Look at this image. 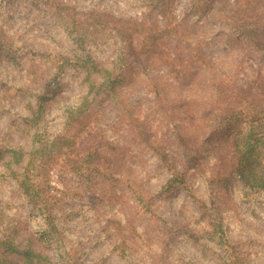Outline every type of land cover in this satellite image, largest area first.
Here are the masks:
<instances>
[{
  "label": "rangeland",
  "instance_id": "374dc122",
  "mask_svg": "<svg viewBox=\"0 0 264 264\" xmlns=\"http://www.w3.org/2000/svg\"><path fill=\"white\" fill-rule=\"evenodd\" d=\"M157 5L0 0V238H34L36 251L50 253L38 244L40 208L52 212L65 246L84 264H231L223 236L237 246L239 264H264V186L238 176L241 146L227 121L236 111L264 121V51L229 45L204 23L207 14L191 10V0L159 2L181 23L161 32ZM91 9L140 23L131 33L137 53L116 32L84 26L82 13ZM73 51L93 52L116 76L117 66L138 75L113 98L93 100L85 96V68L92 69L77 65ZM84 112L88 121L75 142L53 147L52 137L70 136ZM138 128L159 144L172 170ZM215 128L222 133L214 137ZM180 133L195 134L200 145L192 162ZM69 147L76 160L88 149L96 156L74 171ZM257 151L264 160L262 144ZM173 172L179 181L153 199Z\"/></svg>",
  "mask_w": 264,
  "mask_h": 264
},
{
  "label": "trees",
  "instance_id": "16d2710c",
  "mask_svg": "<svg viewBox=\"0 0 264 264\" xmlns=\"http://www.w3.org/2000/svg\"><path fill=\"white\" fill-rule=\"evenodd\" d=\"M152 1L159 5L161 0ZM161 4L164 5V2ZM158 5L156 6L160 11L158 15L164 21L163 23H160L162 27V29L160 27L161 32L167 31V29L174 30L181 26V23L177 20L168 19L166 16L167 11L163 6ZM191 10L196 12L198 17L207 14L208 16L206 20H204V23L211 28L216 27L219 32L223 34L229 45L233 44L232 42H235L241 46H256L261 49V52L264 51V0H191ZM82 16L83 23H85L84 26L104 31L108 35H110L111 32H116L118 37L123 41V44L132 48L130 50L131 53H137L132 46L133 38L131 33L135 30L136 26H140V23L134 20L116 18L103 11H95L92 9L82 13ZM149 37H151L150 34H148L146 38ZM152 44L156 45V41L154 40ZM145 49L140 47L139 50L145 51ZM72 53L74 54L73 58L77 65L84 68L86 65H89L88 67H91L92 69L89 71L85 68V80H90L85 96H88L87 94H92L91 99L96 98V96L99 97L96 98L98 101H102V97L104 96L113 98L117 94V90L121 88V84H132L134 81L133 77L138 75L137 70H133V68L124 69L117 66L119 75L116 76L113 74L116 71L115 66L110 69L106 68V66H103L102 68L94 59L93 52L76 53L73 51ZM127 66L131 65L127 64ZM136 67L142 69L143 62L139 60L136 63ZM40 107L44 106L42 105ZM82 107L83 102H81L73 112H70L67 119H71L73 115L80 113L79 111ZM88 116L89 114L85 112L81 114V117L76 123L75 130L70 136L66 134L61 135V132L54 135L50 140V143L55 141L58 142L54 143L53 147L60 145L63 148H66L65 145L70 146L71 143H74L78 134L82 131L83 124L88 121ZM227 121L228 126L233 125L235 128L236 134L234 135V138L237 141V144L241 146V150L238 151L236 168L238 176L250 187H254L255 185L264 186V160L262 156L260 158L259 151L255 152L257 144L260 143L264 146V121L257 122L256 119L248 120L240 115L239 111L232 114ZM63 126H65V124H63ZM137 131L140 139L145 143L147 148L158 156L159 160L166 165L168 170H172V167L168 164L159 144L154 140H151L148 133L144 131L143 128H138ZM38 132H41L40 128H38ZM220 133L222 132H219V129L215 128L213 136H218ZM177 139L179 145L183 148V156H185L186 162H192L200 147V145L195 142V134L184 133L182 135L180 133L178 134ZM42 147L43 146H40V151L43 150ZM69 150L71 151H67L66 157L69 158L67 160L74 171L76 170L75 168L77 165L81 166L85 161L96 156V151L94 149L92 151L88 149L87 154L79 161L76 160V152L70 149V147ZM57 155L63 154L62 152H58ZM176 174L177 172H175V174L173 172L174 176L160 186L159 190L153 196V199L160 197L158 195H161L164 190H167L169 187H172L176 181H179V179L176 178ZM38 210L43 211L36 219L38 220V224L36 225L39 230L38 244L52 247L50 253L47 254L40 250L36 251L32 246V243L35 242L34 238L28 239L26 244H17L10 238H0V264H13L12 257L17 258L19 264H84L79 257H75L69 251V248L65 246L61 231L54 221L55 219L52 212H50L48 216H45V210L40 208H38ZM213 226L215 227L216 225L213 224ZM220 242L228 247L226 252L232 257L231 264H239L238 255L236 253L237 246L230 243L225 236L221 238Z\"/></svg>",
  "mask_w": 264,
  "mask_h": 264
}]
</instances>
